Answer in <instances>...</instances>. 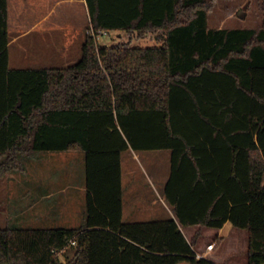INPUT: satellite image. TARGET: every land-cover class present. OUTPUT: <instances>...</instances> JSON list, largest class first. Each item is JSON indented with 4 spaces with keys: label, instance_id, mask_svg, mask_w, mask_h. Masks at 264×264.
Segmentation results:
<instances>
[{
    "label": "trees",
    "instance_id": "obj_1",
    "mask_svg": "<svg viewBox=\"0 0 264 264\" xmlns=\"http://www.w3.org/2000/svg\"><path fill=\"white\" fill-rule=\"evenodd\" d=\"M213 2L87 0L95 30L158 44L87 33L69 66L12 68L0 0V178L36 152L80 150L87 188L79 227L0 226V264H219L196 257L200 233L190 242L174 218L123 220L129 148L171 149L165 194L180 222L230 220L248 231V264H264V0L259 27H210Z\"/></svg>",
    "mask_w": 264,
    "mask_h": 264
},
{
    "label": "rangeland",
    "instance_id": "obj_2",
    "mask_svg": "<svg viewBox=\"0 0 264 264\" xmlns=\"http://www.w3.org/2000/svg\"><path fill=\"white\" fill-rule=\"evenodd\" d=\"M261 2L262 0H214L209 14L210 26L259 27L262 24ZM77 13L80 17L81 9H77ZM91 27L92 24L88 21L87 33ZM33 38L29 36L22 39L19 42L22 44L21 48L19 43L10 47L11 67H65L81 57L79 39H75L76 43L70 45L68 37L65 40L68 51L53 52L54 50H48L50 47L43 39L35 40L34 46H30ZM96 39L101 45L128 41L133 46L158 44L147 35L142 38H130L128 33L116 30L98 31ZM142 155V158L135 162L138 173L144 175L148 181L153 168L149 159L160 160L161 166H167V162L171 163V149L147 150L143 151ZM22 160V169L0 178V226L37 228L83 225L86 220L87 196L85 153L80 150L41 151ZM218 236H223L225 242L218 244ZM212 241L216 243V251L227 250V253H230L227 264H248L246 229L236 227L230 220L222 229L206 227L195 248L200 250ZM74 250L71 245L61 254V259L69 262Z\"/></svg>",
    "mask_w": 264,
    "mask_h": 264
},
{
    "label": "crops",
    "instance_id": "obj_3",
    "mask_svg": "<svg viewBox=\"0 0 264 264\" xmlns=\"http://www.w3.org/2000/svg\"><path fill=\"white\" fill-rule=\"evenodd\" d=\"M77 9L82 11L80 17ZM88 21H90V15L87 0H8L9 52L13 44H18L22 39L29 36L34 37L30 46H34L35 40L43 39L47 43L46 45L50 47L48 50H54L53 52L68 51V45L65 44L68 37L70 45H74L76 43L75 39H79L82 49L87 34ZM71 35L72 38H70ZM155 36L152 33L147 34V37L157 42ZM21 45L19 43L20 48ZM143 151L147 150L129 148L122 153L123 220L125 222H135L174 218L190 242L196 233H200L196 243L198 244L207 226L198 224L183 225L166 198L165 185L171 173V163L167 162V166H161L160 160L149 159L153 168L148 181L144 175L138 173L135 162L142 158ZM223 242H225V238ZM206 246L201 247L200 250L207 251ZM206 253L207 258L219 264L228 263L230 253L228 254L227 250L226 252L216 251V248H214ZM231 260L229 261L232 262ZM182 263L191 264L187 261H182L179 264Z\"/></svg>",
    "mask_w": 264,
    "mask_h": 264
},
{
    "label": "built area",
    "instance_id": "obj_4",
    "mask_svg": "<svg viewBox=\"0 0 264 264\" xmlns=\"http://www.w3.org/2000/svg\"><path fill=\"white\" fill-rule=\"evenodd\" d=\"M98 31L107 32V30H104V29L95 30L93 26L90 29H88V32L92 36H95V37H96V33ZM72 244H76V240H73ZM215 246H216V243L214 241H212V242L207 244L206 249H207V251H211V250H213L215 248ZM207 251H201V250H197L196 249V257L199 258V259L203 258V257H206L207 256V253H206Z\"/></svg>",
    "mask_w": 264,
    "mask_h": 264
}]
</instances>
